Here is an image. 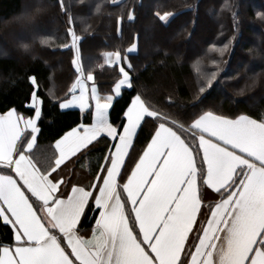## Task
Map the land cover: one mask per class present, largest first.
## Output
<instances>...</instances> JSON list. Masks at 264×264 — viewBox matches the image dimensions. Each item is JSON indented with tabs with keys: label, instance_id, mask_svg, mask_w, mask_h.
<instances>
[{
	"label": "snow or ice",
	"instance_id": "obj_1",
	"mask_svg": "<svg viewBox=\"0 0 264 264\" xmlns=\"http://www.w3.org/2000/svg\"><path fill=\"white\" fill-rule=\"evenodd\" d=\"M159 18L166 21L168 14ZM67 31L78 50L80 37L72 27ZM123 59L118 51L105 54L109 65ZM74 63L72 97L60 107L78 104L92 112L93 122L71 127L55 141L59 155L49 169L41 171L31 155L42 116L37 91L26 105L33 116L14 108L0 114V220L14 230V244L0 245V264H264V118L203 111L186 129L191 140L175 130V121L164 119L127 174L125 157L133 138L146 117L161 120L160 113L137 94L114 125L109 109L122 86L131 87L129 71L121 66L113 94L101 96L93 74H85L78 58ZM29 79L36 88V77ZM205 79L211 87L215 74ZM88 81H93L90 89ZM106 137L114 143L102 157L97 182L61 192L64 182L52 174L69 154ZM198 179L223 195L210 206L211 219L195 252L182 258L201 210ZM89 209L99 213L89 217L95 220L91 238L81 236L78 227ZM221 232L223 243L217 247Z\"/></svg>",
	"mask_w": 264,
	"mask_h": 264
},
{
	"label": "trees",
	"instance_id": "obj_2",
	"mask_svg": "<svg viewBox=\"0 0 264 264\" xmlns=\"http://www.w3.org/2000/svg\"><path fill=\"white\" fill-rule=\"evenodd\" d=\"M164 13L172 16L162 21ZM69 27L80 37V65L85 74H93L102 94L111 93L121 76L117 65L105 63V53H124L137 40L136 51L128 54L132 85L115 97L109 119L120 124L123 111L139 94L161 120L146 117L142 122L125 159L127 174L164 119L175 121V130L191 140L186 129L203 111L264 118V0H0V113L14 108L31 117L34 111L26 105L32 91L43 98L31 151L41 171L54 164L58 138L92 121L91 111L60 108L78 75ZM212 74L215 79L207 87L205 77ZM31 76L37 79L36 88ZM200 87L206 91L201 93ZM113 143L109 137L93 142L63 163L52 174L63 180L61 192L70 183L93 180ZM97 215L89 209L79 228H91L95 220L89 217ZM197 233L189 236L184 255ZM13 242V229L0 220V245Z\"/></svg>",
	"mask_w": 264,
	"mask_h": 264
},
{
	"label": "crops",
	"instance_id": "obj_3",
	"mask_svg": "<svg viewBox=\"0 0 264 264\" xmlns=\"http://www.w3.org/2000/svg\"><path fill=\"white\" fill-rule=\"evenodd\" d=\"M111 52H114V51H111ZM105 56V55H104ZM80 62V61H79ZM109 65V64H108ZM75 82V81H74ZM131 82H132V78H131ZM115 85V84H114ZM97 87V86H96ZM124 88V87H123ZM122 88V89H123ZM113 91V90H112ZM99 92V91H98ZM100 93V92H99ZM112 93V92H111ZM72 94V93H71ZM100 94H102V93H100ZM136 96V95H135ZM134 96V97H135ZM71 95L67 98V99H64L63 101H69V100H71ZM133 97V98H134ZM142 98V97H141ZM69 99V100H68ZM143 99V98H142ZM62 101V103H65V102H63ZM62 103H60V105L62 104ZM72 104H68L67 105V107H69V106H71ZM66 107V108H67ZM69 109V108H68ZM71 109H73V108H71ZM65 110V109H64ZM79 110H81V109H79ZM152 110V109H151ZM82 111V110H81ZM86 111V110H85ZM110 111V110H109ZM7 112V111H6ZM82 112H84V111H82ZM5 113V112H4ZM0 114H3V113H0ZM239 117V116H238ZM92 120H93V114H92ZM91 123H92V121H91ZM90 123V124H91ZM81 124V123H80ZM110 138V137H109ZM135 138V137H134ZM134 138H133V140H134ZM59 139V138H58ZM110 139H112V138H110ZM150 141V140H149ZM197 142H198V135H197ZM54 147H55V142H54ZM145 149V148H144ZM143 149V150H144ZM55 150H56V158L58 157V155H59V152H58V150L55 148ZM113 151H114V149H112ZM130 150V149H129ZM77 153H79V152H77ZM76 153V154H77ZM142 153H143V151H142ZM142 153H141V155H142ZM75 154V155H76ZM201 154H202V150H201ZM75 155H73V154H69L68 155V157L64 160V162L63 163H65L66 161H68L70 158H72L73 156H75ZM125 159H126V157H125ZM138 161V160H137ZM62 163V164H63ZM61 164V165H62ZM61 165H60V167H61ZM198 168V167H197ZM204 168H205V171H206V165L204 166ZM59 169V168H58ZM100 174V173H99ZM98 174V175H99ZM130 174V173H129ZM97 175V176H98ZM96 176V177H97ZM96 177L93 179V180H91L90 182H87L88 180H86L84 183H80V184H78V183H75V184H68V185H66L65 186V188H64V191H63V193H65V194H69V193H71V190H72V187L73 186H78V187H87V186H89V185H91V184H95L97 181H96ZM62 180V179H61ZM63 181V180H62ZM125 182V181H124ZM123 182V183H124ZM122 184V183H121ZM61 188H63V184H62V186H61ZM197 188H198V196L200 197V199H201V210H200V212L197 214V223L196 224H194L193 225V231H198V233H197V236L199 237V236H202L203 235V232H202V230L201 229H203V228H205V227H207V221L209 220V219H211V211H210V206L212 207V208H214L215 207V204L216 203H218L220 200H221V198H222V195H221V193H217L216 191H215V189H213V188H211L210 186H208V185H206V184H202V186L200 187V185H199V179H198V181H197ZM90 190H94V189H90ZM200 213H201V216H200ZM99 216V213H98V215H97V217ZM94 224H95V222H94ZM94 224L92 225V227L91 228H79L80 229V235L81 236H85V237H87V238H91L92 237V228L94 227ZM79 227V226H78ZM193 231L192 232H190L189 233V236H191V234H193ZM218 235L221 237V239L220 240H217V241H215V243H216V245H217V247H219L222 243H223V236H224V233L223 232H221V233H218ZM198 237H197V240H196V243L193 245V248L191 249V251L190 252H192V253H194L195 252V245H197V244H199V239H198ZM13 238H14V230H13ZM14 244V242L11 244V245H13ZM186 246H187V241H186ZM186 246H185V249H186ZM185 253V252H184ZM184 253H182V258H183V255H184ZM188 260L190 261V256L188 257ZM186 264H187V262H186Z\"/></svg>",
	"mask_w": 264,
	"mask_h": 264
},
{
	"label": "rangeland",
	"instance_id": "obj_4",
	"mask_svg": "<svg viewBox=\"0 0 264 264\" xmlns=\"http://www.w3.org/2000/svg\"><path fill=\"white\" fill-rule=\"evenodd\" d=\"M165 14H168V19L172 16V13H164L162 16H164ZM167 19V20H168ZM166 20V21H167ZM135 45V47H133ZM78 47V46H77ZM74 49V57H73V64H74V67H75V69L77 68V65L74 63V61L78 58L79 59V55H78V50H77V48H73ZM131 49V50H130ZM136 49H137V40H135V42H133L127 49H126V51L124 52V53H121L120 52V54H121V56L122 57H124L125 59H123L122 61H121V64H117V66H118V68H120L121 66H124L125 67V70L126 71H129V68L127 67V64L129 63V60H128V54H130V53H134L135 51H136ZM109 52H111V51H108V52H106V53H109ZM115 52V51H114ZM105 53V54H106ZM129 73H130V71H129ZM121 76H122V74H121ZM121 76H120V78H121ZM119 78V79H120ZM118 79V80H119ZM118 80H117V82H118ZM130 81H131V74H130ZM88 83V86H89V89L91 88V86H92V84H93V81H88L87 82ZM96 85V84H95ZM131 85H132V82H131ZM114 87H115V85L113 86V91H112V93H108V94H100L101 96H107V95H110V94H113V92H114ZM123 87H128V86H122V88ZM78 91L79 90H77V94H78ZM118 95H114L113 96V101H114V99H115V97H117ZM71 97H72V94H71ZM70 97V98H71ZM69 100V99H68ZM67 101V100H66ZM66 101H63V102H66ZM113 101H112V103H113ZM60 103H62V101L60 102ZM93 104H94V101L92 102ZM63 104V103H62ZM61 108V107H60ZM71 109V108H76V109H80L79 108V105L78 104H72L71 106H69V107H67V108H61V109ZM110 110V109H109ZM92 122H93V120H92Z\"/></svg>",
	"mask_w": 264,
	"mask_h": 264
}]
</instances>
